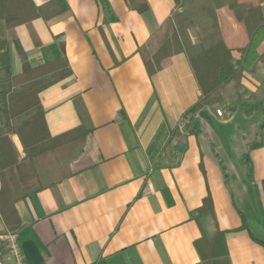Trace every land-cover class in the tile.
Returning a JSON list of instances; mask_svg holds the SVG:
<instances>
[{"label":"crops","instance_id":"0c3cea01","mask_svg":"<svg viewBox=\"0 0 264 264\" xmlns=\"http://www.w3.org/2000/svg\"><path fill=\"white\" fill-rule=\"evenodd\" d=\"M65 1L68 11L15 35L33 64L68 60L69 73L39 93L50 132L91 131L70 175L15 201L14 228L0 211V235L18 233L26 264H264V62L242 78L244 103L232 81L220 101L187 113L201 97L188 54L150 73L139 50L176 0H148L145 12L128 0ZM215 18L240 59L243 22L227 6ZM12 57L20 72L15 45Z\"/></svg>","mask_w":264,"mask_h":264},{"label":"trees","instance_id":"16d2710c","mask_svg":"<svg viewBox=\"0 0 264 264\" xmlns=\"http://www.w3.org/2000/svg\"><path fill=\"white\" fill-rule=\"evenodd\" d=\"M128 1L140 12L150 8L148 0ZM193 2L176 0V11L152 34L148 44L139 48L146 67L150 73H155L163 67L166 58L181 51L188 54L201 97L187 113L194 114L204 105L220 101V90L232 81L238 90V102L244 103L241 96L246 94V89H242V78L245 72L256 71L259 63L264 62V51H259L264 41V0L256 3L211 0L214 8L202 4L201 12L210 9L216 30L209 33L210 40L205 42L203 39L205 43L199 44L184 41L175 26V20L181 18ZM185 5L187 8L183 9ZM225 6L230 7L236 18L243 22L248 35L246 45L237 48L242 53L240 59H234L232 53L236 48L227 44L215 18L216 10ZM68 10L65 0H51L42 5L34 0H0V211L11 228L15 226L12 220L18 218L15 201L29 193L55 186L70 175V162L81 153L91 131L81 124L61 134L50 132L39 93L42 88L69 73L68 60L58 54L43 64H33L15 35L18 25L30 23L38 17L48 21ZM13 45L21 56L20 72L13 69ZM260 104L262 102L256 106ZM12 134H17L22 141L24 155L21 157L12 143ZM248 167L251 173V165L248 164ZM202 257L204 261L211 259L206 253Z\"/></svg>","mask_w":264,"mask_h":264},{"label":"rangeland","instance_id":"374dc122","mask_svg":"<svg viewBox=\"0 0 264 264\" xmlns=\"http://www.w3.org/2000/svg\"><path fill=\"white\" fill-rule=\"evenodd\" d=\"M202 4H205L209 8H214V4L211 0H194L193 4L188 6L186 12L182 14V17L175 20V26L177 27L179 36L184 41L191 40L193 42H198V44L200 42L205 43L211 39L208 36L209 33L216 30L210 16V9L204 10V13L201 12L200 6ZM182 8L186 9L187 6L185 5ZM203 16L204 18H202ZM170 32L171 31H169V33ZM203 39H205V42Z\"/></svg>","mask_w":264,"mask_h":264},{"label":"built area","instance_id":"2783aa9c","mask_svg":"<svg viewBox=\"0 0 264 264\" xmlns=\"http://www.w3.org/2000/svg\"><path fill=\"white\" fill-rule=\"evenodd\" d=\"M222 115L221 109L217 110ZM0 264H26L19 246V235L15 231H6L0 235Z\"/></svg>","mask_w":264,"mask_h":264}]
</instances>
